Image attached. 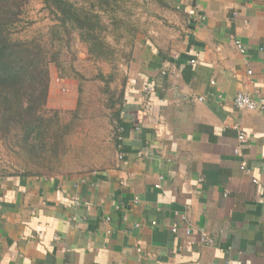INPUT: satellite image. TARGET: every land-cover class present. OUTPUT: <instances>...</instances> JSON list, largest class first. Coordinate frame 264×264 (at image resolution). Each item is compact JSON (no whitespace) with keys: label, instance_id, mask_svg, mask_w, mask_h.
Returning <instances> with one entry per match:
<instances>
[{"label":"crops","instance_id":"crops-1","mask_svg":"<svg viewBox=\"0 0 264 264\" xmlns=\"http://www.w3.org/2000/svg\"><path fill=\"white\" fill-rule=\"evenodd\" d=\"M160 2L172 26L126 87L112 165L0 178V264H264V0Z\"/></svg>","mask_w":264,"mask_h":264},{"label":"rangeland","instance_id":"rangeland-1","mask_svg":"<svg viewBox=\"0 0 264 264\" xmlns=\"http://www.w3.org/2000/svg\"><path fill=\"white\" fill-rule=\"evenodd\" d=\"M67 1L64 16L50 2L28 0L13 27L14 38L43 37L59 56L49 67L43 111L8 128L0 122V178L85 177L109 168L126 87L142 63L163 54L172 25L160 0Z\"/></svg>","mask_w":264,"mask_h":264},{"label":"trees","instance_id":"trees-1","mask_svg":"<svg viewBox=\"0 0 264 264\" xmlns=\"http://www.w3.org/2000/svg\"><path fill=\"white\" fill-rule=\"evenodd\" d=\"M27 1L0 0V122L7 128L12 122H22L43 111L49 67L58 63L59 51L53 43L49 48L44 46L43 37L30 41L14 38L13 27L20 23ZM43 1L52 3L64 16L71 13L67 12V0ZM34 86L37 88L32 89ZM33 93L37 97L32 101L28 96Z\"/></svg>","mask_w":264,"mask_h":264},{"label":"built area","instance_id":"built-area-1","mask_svg":"<svg viewBox=\"0 0 264 264\" xmlns=\"http://www.w3.org/2000/svg\"><path fill=\"white\" fill-rule=\"evenodd\" d=\"M237 47L239 50L242 49V47L240 45H238ZM191 62L194 63L195 60H192ZM161 71H163V72L168 71V67L163 68ZM142 92L146 95L150 92V88L149 87H143ZM197 100L199 102L203 101L202 98H198ZM233 105L238 110H258L261 107V102L253 99L249 93H247L245 91H240L234 97ZM121 115H122V113H121ZM237 132H238L240 141L242 142V138L244 136V133L241 130H237ZM118 140H119V137H118ZM118 157L121 158L120 155ZM261 157H264V154H262ZM252 183L256 184L257 181L252 180ZM65 201L67 204L72 205V206H76V207H82L83 206L82 202L80 200H78L77 198H66ZM107 222H109L108 217L105 218V220H104V223H107ZM172 231H175V228H173ZM36 235L40 236V233H37Z\"/></svg>","mask_w":264,"mask_h":264}]
</instances>
